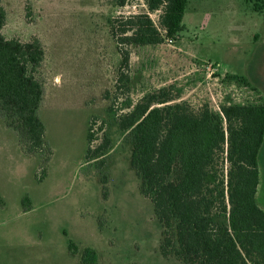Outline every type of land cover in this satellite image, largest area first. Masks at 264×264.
<instances>
[{
  "label": "rangeland",
  "instance_id": "1",
  "mask_svg": "<svg viewBox=\"0 0 264 264\" xmlns=\"http://www.w3.org/2000/svg\"><path fill=\"white\" fill-rule=\"evenodd\" d=\"M1 2L3 35L38 38L45 49L36 76L45 88L39 117L48 146L25 155L20 133L0 115V264H79L87 247L98 264H184L160 254L163 228L131 164L133 134L118 119L162 88L195 112L264 106V0H190L186 29L174 41L132 46L128 72L111 21L147 12L143 0L126 7L114 0ZM159 15L151 14L156 23ZM121 73L130 79L129 91L118 83ZM91 126L98 140L90 147L102 144L104 134L111 147L88 161ZM259 160L256 198L264 210V145ZM221 165L225 170L226 162ZM26 197L30 211L23 208ZM69 240L78 255L70 253Z\"/></svg>",
  "mask_w": 264,
  "mask_h": 264
},
{
  "label": "trees",
  "instance_id": "2",
  "mask_svg": "<svg viewBox=\"0 0 264 264\" xmlns=\"http://www.w3.org/2000/svg\"><path fill=\"white\" fill-rule=\"evenodd\" d=\"M132 1L114 0L118 7ZM143 1L147 12L111 21L121 69L127 72L132 46L174 41L186 29L190 0ZM157 12L158 23L151 17ZM6 20L0 0V115L20 133L24 154L32 156L48 146L46 127L39 117L45 88L36 76L45 61V49L38 38L29 42L7 39L2 33ZM123 81L129 91L125 73L118 83ZM176 100L170 88H162L145 95L118 119L119 128L133 134L131 164L141 179L140 192L152 202L163 228L161 256L184 264H264V210L256 198L264 106L224 105L218 114L207 106L195 112ZM97 140L91 126L88 161L100 158L111 147L107 134L102 144L90 147ZM103 192L107 198L106 188ZM22 204L30 211L28 197ZM4 205L0 197V206ZM68 248L78 255L77 243L69 240ZM96 258V251L87 247L79 264H97Z\"/></svg>",
  "mask_w": 264,
  "mask_h": 264
},
{
  "label": "crops",
  "instance_id": "3",
  "mask_svg": "<svg viewBox=\"0 0 264 264\" xmlns=\"http://www.w3.org/2000/svg\"><path fill=\"white\" fill-rule=\"evenodd\" d=\"M18 145L21 147V143H20V144L18 143ZM21 149H22V148H21ZM22 152H23V151H22ZM23 153H24V152H23ZM94 250H95V249H94ZM97 264H98V262H97Z\"/></svg>",
  "mask_w": 264,
  "mask_h": 264
}]
</instances>
